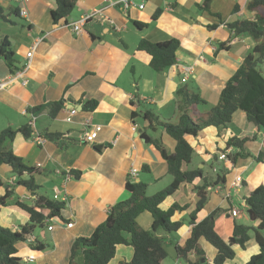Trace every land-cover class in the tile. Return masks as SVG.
<instances>
[{
	"label": "crops",
	"instance_id": "0c3cea01",
	"mask_svg": "<svg viewBox=\"0 0 264 264\" xmlns=\"http://www.w3.org/2000/svg\"><path fill=\"white\" fill-rule=\"evenodd\" d=\"M114 1L77 0L66 20L55 23L51 17V11L57 7L55 0H0L6 14L11 16L14 9L18 10V15L14 14L16 19L0 20V35L6 36L11 43L19 66L17 72H24L13 84L0 89V131L32 125L31 138L17 133L12 143L14 153L23 163L34 168L31 174L23 173L21 179L32 176L39 185L37 195L47 197L44 191L52 190L54 196L55 190H59L67 196L63 219L46 221L40 235L33 233L36 227L32 229L30 238L46 243L44 250L33 249L30 241L17 244L19 255H34L36 264H69L75 239L90 236L106 219L110 207L129 197L125 184L131 168L139 170L136 181L148 183V190L154 185L148 180L153 178L158 183L170 175L159 151L142 140L143 132L161 137L169 152L174 151L175 141L160 128H147L149 123L141 115L134 120L132 113L150 109L163 121L177 122L180 111L176 91L181 86L197 92L205 100L204 104L196 106L195 112L207 111L218 103L228 79L256 44L249 36H233L227 26L237 20L255 17V13L247 9L249 0H210L208 10L198 6L204 0H145L143 9L132 7L126 12L114 5ZM136 2L142 3V0ZM236 6L238 10H235ZM23 9L27 16L21 14ZM92 12L96 13L86 20L80 33L65 26ZM40 37L44 39L28 58L27 53ZM173 37L181 42L177 61L168 69L156 72L150 66L151 56L138 50L137 46L142 39L163 42ZM221 44L224 47H220ZM13 74L5 60L0 59V81ZM59 100H64V106L52 118L49 104ZM86 101H96L97 105L93 110H85L83 104ZM38 106L42 107L40 111H28ZM72 108L77 112L71 121H66ZM93 125L102 126L97 139L93 143L80 141L82 129ZM46 132L62 134L66 146L47 139ZM233 136H256L243 145L250 156L238 157L234 163L231 158L241 149L226 148ZM190 137L200 144L194 147L186 138L194 148V154L208 155L213 150L218 154L225 152L228 158L218 159L230 161L233 167L229 180L224 176L222 181L220 175L212 180L217 184L209 188L210 200L197 214V221H200L216 210L215 230L227 240L232 235L234 222H240L237 220L240 210L233 203L231 189L240 193L245 202V197L252 190L264 184V163L255 158L264 148V131L250 123L244 112L237 111L226 128L207 127L198 136ZM39 138L43 141H38ZM38 163L41 166L38 167ZM204 166V162L195 163L193 158L183 168ZM67 171H71L73 176L68 178ZM75 172L80 175L76 177ZM140 172L146 174L141 176ZM237 175L243 178L242 186L231 188V182ZM200 183L198 178L192 184L181 185L191 191L188 201L176 198L180 187L161 203L163 210L174 203L188 206L185 210L176 211L171 218L184 222L178 231L159 234L167 237L166 249L176 244L184 246L190 237L192 225L188 216L198 200L194 186ZM7 192L11 195L5 205H0V224L11 226L13 231H21L29 223L30 215L15 202L20 200L32 205L37 195H32L18 183L17 174L11 167L3 165L0 167V197ZM211 202L215 207H210ZM234 208L239 210L236 216L231 214ZM143 214L138 222L144 229H149L152 217L143 220ZM70 222L72 226H68ZM49 225L53 226L52 230L48 229ZM205 243L208 242L200 240L210 264L217 250L211 244L215 251L206 248ZM233 249L236 257L228 260L227 264H244L259 252L253 235L245 249L238 244ZM133 254L131 245H119L109 264L130 261ZM188 258L194 260V253H190ZM77 261L83 264L81 254ZM175 264L182 263L177 260Z\"/></svg>",
	"mask_w": 264,
	"mask_h": 264
},
{
	"label": "trees",
	"instance_id": "16d2710c",
	"mask_svg": "<svg viewBox=\"0 0 264 264\" xmlns=\"http://www.w3.org/2000/svg\"><path fill=\"white\" fill-rule=\"evenodd\" d=\"M55 1L57 7L51 11V17L55 23H58L61 20H66L75 8L77 0ZM209 4L210 0H204L198 6L208 10ZM247 9L255 13L253 19L237 20L228 23L227 26L233 36H249L256 44L252 52L243 59L239 68L228 79L216 105L205 112H195L196 106L204 104L205 100L197 92L181 86L176 91L180 111L177 122L163 121L158 114L150 109L143 113H132L134 120L141 115L149 123L147 128H160L175 141L174 151L169 152L163 145L161 137H152L145 131L143 132L146 142L152 144L164 159L167 172L172 176L171 183L157 193L149 195L147 183L128 180L125 188L129 197L113 204L106 219L95 228L90 236H80L75 239L71 248L69 264H78L77 259L80 254L83 264H109L119 245H131L134 249L132 259L122 264H162L168 257L167 237L159 235V232L171 234L178 231L184 222L173 221L171 218L176 211L185 210L188 206L174 203L167 210H163L160 205L181 185L192 184L198 178L201 179V183L194 186L198 200L195 209L188 216L192 232L184 246L176 244L177 255L185 258L189 264H209L206 252L200 245V240L204 239L217 250L210 264H227L228 260L236 257L233 246L238 244L245 249L252 238L251 233H253L259 246V252L253 254L244 264H264V184L252 190L245 197L244 202L250 220L257 224L247 225L234 222L232 235L226 240L215 230L214 215L216 210L204 219L197 221V214L207 203L209 188H212L217 182H213L205 174L204 168H183L184 165L191 163L195 152L186 137L198 136L207 127L226 128L233 121L237 111L244 112L250 123L259 131H264V71L261 68L264 62V0H249ZM235 10H238V6L235 7ZM14 14L18 15L17 9H14ZM0 20L8 21V14L1 4ZM136 25L141 26L140 23H136ZM180 46V40L173 37L163 42L142 39L137 48L151 56L150 66L153 70L162 72L176 63L177 50ZM220 47H224V44H221ZM0 59L5 60L12 73L19 69L11 43L3 35H0ZM96 105V101H86L83 108L93 110ZM133 105L135 104L133 103ZM63 106L64 100L50 103V116L54 118ZM41 109L42 107L38 106L29 108L28 111L36 113ZM17 133L31 138L33 136L32 125H24L19 129L9 127L0 131V167L3 165L11 167L12 171L17 174L18 183L24 185L32 195H37L36 191L39 185L35 183L34 178L30 176L26 180L21 179L23 173L31 174L34 168L23 163L22 159L13 151L12 143ZM45 137L62 147L66 146V140L60 133L46 132ZM255 137L233 136L228 140L226 148L233 146L241 149V152L232 156L233 163L238 157L250 156L248 152H245L243 145ZM255 158L264 163V148ZM143 168L146 169L147 166H143ZM75 173L76 177L80 175L79 172ZM221 179L224 181V176H221ZM10 195L11 193L7 192L1 196L0 205H5L6 199ZM16 205L30 215V220L22 227L21 231H13L0 224V264H23L17 246L20 242L30 241L33 249L44 250L47 247L46 243L30 238L32 229L37 225L42 228L46 221L53 218L63 219L62 211L65 208V202L49 199L42 195H37L32 205L20 200L16 201ZM145 212H149L152 217L150 229H144L138 222L139 216ZM127 234L129 237L126 236ZM190 253H194V260L188 258Z\"/></svg>",
	"mask_w": 264,
	"mask_h": 264
},
{
	"label": "rangeland",
	"instance_id": "374dc122",
	"mask_svg": "<svg viewBox=\"0 0 264 264\" xmlns=\"http://www.w3.org/2000/svg\"><path fill=\"white\" fill-rule=\"evenodd\" d=\"M8 17H12L13 19H16L14 14H11V16H10V14H8ZM261 68L264 71V62L262 64ZM200 108H202V106H200ZM232 126H233V124L230 125V127H232ZM186 138L189 140V142L194 147H197V146L200 145L198 140L193 139L190 136H188ZM210 153L211 154H208V155H204V154L202 155L200 153H195L194 157H193L194 158V162L196 163L197 161H201V162L205 163V166H204L205 174L208 175V177L211 180L215 179L217 175L226 176L227 180H229L231 178L232 173H233V170H232L233 167H232L230 161L223 162V161L219 160L218 159L219 158L218 157V153H216L215 150H213ZM215 153L217 155L216 157L214 156ZM199 166L200 165H198V167ZM214 168H216V171L214 170ZM140 174H141V176H144L146 173L140 172ZM245 176H246V174H245ZM171 180H172V177L170 175H166L165 180L162 179L158 183L153 178L151 180H148L150 183H154V185L150 186V188H149L147 193L149 195H153V194L157 193L158 191H160L163 188H165L166 186H168L171 183ZM189 192L191 193V191L189 189H186V187H181V189L177 192L176 198L181 200V201L182 200H186V199L188 201L190 199V193ZM44 193H45V195L48 198L54 199V196L52 194V190H46V191H44ZM231 195H232V200H233L234 205L240 210V216L237 218V220L240 221L241 223H245V224L247 223V225H254V222H252L249 219V216H248V213L246 211V208H245V205H244V201H243V198H242L241 194L237 193L235 189H231ZM208 200H210V199H208ZM15 205H16V202H15ZM213 206L215 207V204L211 202L210 207H213ZM24 212H26V211H24ZM142 216H143L142 218H144L143 220H145V218H147V220H149L150 217H151V214L149 212H145ZM14 221H17V220L14 219ZM19 223L21 224V222H19ZM142 223L144 224L145 222L142 221ZM9 227H10V229L14 230L11 226H9ZM41 230H42V228L39 225H37L36 228H35V231L33 233L36 232V235H40L39 232ZM161 233L162 232H159V234H161ZM251 234L254 235L253 233H251ZM263 234H264V231H263ZM205 244L207 246L206 248L209 247V248H211L212 250L215 251V249L210 244H208V243H205ZM174 248H175V246H167L169 255L164 260L163 264H175V262L177 260H180V262L182 264H189L188 261L185 258L178 257V255L176 253V250ZM237 260H239V259H237ZM23 264H36V263H35V261L26 262L25 260H23Z\"/></svg>",
	"mask_w": 264,
	"mask_h": 264
},
{
	"label": "built area",
	"instance_id": "2783aa9c",
	"mask_svg": "<svg viewBox=\"0 0 264 264\" xmlns=\"http://www.w3.org/2000/svg\"><path fill=\"white\" fill-rule=\"evenodd\" d=\"M114 5H117L118 7H120L122 10H124L125 12L132 7H138L140 9L144 8V0H142V3H137L136 0H115L114 1ZM96 12H92L91 14H89L88 16H86L85 18H82L81 20L75 21V22H71V23H67L65 26H69L72 28V30L76 33H80L82 31V27L84 25V23L86 22V20L89 17H92V15H94ZM21 14L23 16H27V11L26 10H22ZM46 37V36H45ZM44 39V37H40L37 38L34 45L32 46L31 50L27 53V57L30 58L32 56V53L35 49V47ZM15 74H13L9 79L4 80V81H0V89H4L7 86H10L11 84H13L18 78H21L22 75L24 74L23 71H16L14 72ZM25 81H23L22 83H25ZM77 112L76 108H72L69 111V114L66 116L65 120L66 121H71L73 115ZM33 115V114H32ZM102 130V126L101 125H93L92 127L86 126L82 129L81 133L79 134V140L85 143H93L97 137L99 132ZM133 130H135V126L133 127ZM40 142L43 141V139L39 138ZM219 159H226L228 158L227 154L225 152H221L218 154ZM37 166H41L40 163L37 164ZM138 172L139 170L137 168H131V170L129 171V180H133L136 181L137 177H138ZM73 174L71 173V171H67V177L70 178L72 177ZM243 183V178L240 175L235 176L234 180L231 182V188H238L241 187ZM54 199L55 200H60V201H66L67 196L65 194H62L59 190H55L54 192ZM239 210L234 208L231 209V214L233 216H236L238 214ZM73 223L70 222L68 223V226H72ZM49 230L53 229L52 225L48 226ZM23 260H25L26 262H32L35 260V256L34 255H29V256H24L22 257Z\"/></svg>",
	"mask_w": 264,
	"mask_h": 264
},
{
	"label": "water",
	"instance_id": "95a60500",
	"mask_svg": "<svg viewBox=\"0 0 264 264\" xmlns=\"http://www.w3.org/2000/svg\"><path fill=\"white\" fill-rule=\"evenodd\" d=\"M141 130H139L138 132H137V134L140 132ZM142 140L144 141V142H146V138L145 137H142Z\"/></svg>",
	"mask_w": 264,
	"mask_h": 264
}]
</instances>
